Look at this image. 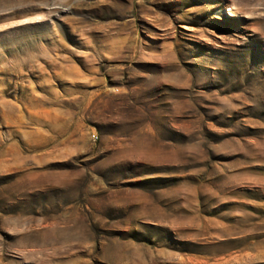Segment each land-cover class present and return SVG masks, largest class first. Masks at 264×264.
Listing matches in <instances>:
<instances>
[{"label": "rangeland", "instance_id": "obj_1", "mask_svg": "<svg viewBox=\"0 0 264 264\" xmlns=\"http://www.w3.org/2000/svg\"><path fill=\"white\" fill-rule=\"evenodd\" d=\"M0 264H264V0H0Z\"/></svg>", "mask_w": 264, "mask_h": 264}]
</instances>
